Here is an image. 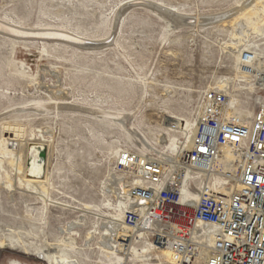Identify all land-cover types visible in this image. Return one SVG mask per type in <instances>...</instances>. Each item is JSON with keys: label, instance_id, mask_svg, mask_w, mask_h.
I'll return each instance as SVG.
<instances>
[{"label": "rangeland", "instance_id": "1", "mask_svg": "<svg viewBox=\"0 0 264 264\" xmlns=\"http://www.w3.org/2000/svg\"><path fill=\"white\" fill-rule=\"evenodd\" d=\"M250 1L0 0V25L21 32L0 31V264H47L8 247L10 239L50 251L67 236L79 248L78 262L126 259L99 244L107 201L116 202L105 189L117 172L111 158L118 149L158 158L186 147L201 93L222 81L250 120L264 93L231 81L242 51L252 50L264 65V37L241 15L232 19L239 8H254ZM47 31L67 39L32 36ZM244 32L246 44L232 47ZM87 109L129 114L135 131ZM169 117L190 124L188 135L165 128ZM41 130L42 144L35 140ZM33 147L40 179L23 170ZM78 220L66 235L63 228Z\"/></svg>", "mask_w": 264, "mask_h": 264}, {"label": "built area", "instance_id": "2", "mask_svg": "<svg viewBox=\"0 0 264 264\" xmlns=\"http://www.w3.org/2000/svg\"><path fill=\"white\" fill-rule=\"evenodd\" d=\"M236 74L231 81L244 92L264 93V68L252 50L240 53ZM256 102L248 121L230 96L218 88L203 91L190 147L171 166L120 151L115 169L127 177L124 223L133 233L121 242L126 248L148 242L152 248L145 263L134 264H264V96ZM224 148L235 175L226 173L212 185L208 176L219 168ZM231 180L237 187L223 193Z\"/></svg>", "mask_w": 264, "mask_h": 264}, {"label": "bare ground", "instance_id": "3", "mask_svg": "<svg viewBox=\"0 0 264 264\" xmlns=\"http://www.w3.org/2000/svg\"><path fill=\"white\" fill-rule=\"evenodd\" d=\"M250 2L252 4H254V8H252V7L251 8H248V7L245 8L243 6V7L239 8L238 10H236V12L232 15V17H233L232 19L236 20L235 17L236 16L238 17L241 15L238 20L242 23L244 22L249 31H251L252 33L256 34L259 37H264V0H251ZM259 11L262 14V17H260V18L257 17ZM190 18H192V17H190ZM204 18H206V17H204ZM186 20H188V19H186ZM199 22H201V21H199ZM178 23L180 24V20L178 21ZM201 25H203V24H201ZM15 30H16V28H15ZM0 31L10 33V34L21 33V32H17V31L8 29L2 25H0ZM43 31H41V32H43ZM44 32H46V31H44ZM56 32H57V30H56ZM247 33L248 32H244L243 37H241L240 35L239 36L234 35L233 41H232L233 42L232 47L240 50L247 42L246 41L248 39ZM19 35H21V34H19ZM64 35L62 36L60 34L50 33L47 31V33H42V34L38 33V34H35L32 36L42 37V38H46V39H54V40L60 39V38L67 39V37H65L66 35L65 36ZM72 38H73V36H72ZM74 41L77 42L78 40H74ZM64 43H65V41H64ZM72 45H74V44H72ZM88 48H90V47H88ZM247 48H248V46H247ZM245 51H247V50H245ZM242 52H244V51H242ZM259 62L260 61L258 60L259 66L261 68H264V65L260 64ZM219 84H220L219 91L226 94L227 96H230V103L235 104L237 102V100L233 99L231 94L225 93V92H227V88L229 85L228 81H222ZM242 87H244V86H242ZM32 105L36 106V107L41 106L39 103H33ZM84 109H86V108H84ZM87 110L89 111V113L91 115H94L95 116L94 118H96V119H102V120L104 119L107 121L119 123L122 126H124L125 128H127L129 131H133V132L135 131L131 125L129 114L122 113V112H116V111H97L94 109L93 110L87 109ZM251 117H252V114L250 115V119H251ZM168 119L170 121L166 122L165 128H167L169 131L176 130V131L182 132L183 134H185V136L188 135V132H189L191 126L184 119H176V118H172V117H169ZM194 126H195V119H194L193 128L191 130V136L194 132ZM39 133H40L39 136L38 137L36 136L37 138H35V140L40 144L45 143V142H43V140H44V138H46V135H44V134L42 135V130ZM45 133L48 134V132H45ZM191 136H190L189 142L186 145V147L181 146L180 151H179V145L180 144H178L177 147L174 148L173 150H170V152L169 151L168 152L163 151V153H157V157L163 162V164L165 163L164 166H166V164L168 166H171L174 162L178 161L181 153H183L189 149ZM179 143H181V142H179ZM126 150H128V149H126ZM120 151H122V150L118 149V151H116V153H114L113 157L111 158L114 161V164H117L118 154L120 153ZM177 151H179V152H177ZM141 153H143V152H141ZM164 153H168L169 157H171V158L169 159L168 157H163ZM223 153H224V157H222L218 163L219 168L208 176L210 184H212V185H215L216 182L223 180L224 174H226V173L230 174V177H234V175H235V165H233V158L229 152V149L224 148ZM37 154H38V148L33 147L30 151V163H29V165H27L26 169L24 167L23 170L28 174V175L26 174L28 177L40 179L42 174H43V165L38 163ZM47 164H49L48 159H47ZM133 180L136 181L137 183L139 181V179H137V178H134ZM126 182H127V177L122 173L116 172V173L110 174L108 176L105 189L107 190V192L112 193V195H110V196H112L113 198L116 197V202L113 203L110 200L107 201V205L109 208L108 211H109L110 215L100 225V229L103 233H102V237L99 240V244L101 245V248H103L106 251H111L112 249H114L117 253H122L126 259L124 261H121L120 264H134L135 262L145 263L144 260L150 256V253L152 250L150 243L147 242V243H142V244H133V245L126 248V247H124V245L121 242L122 238L133 236L132 235L133 233L131 232V230L129 228H127V226L124 223V214L130 208L129 186L126 184ZM236 187H237L236 182L231 180L229 185H228V189L223 191V193L227 194L229 191L235 189ZM197 197H198V194L195 193L194 194V200L195 201L198 199ZM80 221L81 220L74 221L68 227L63 228V232L66 235H70V229L81 226L79 223ZM135 234L137 236H141L139 231H137ZM90 236H89V238H90ZM89 241H90V239H87L86 244H88ZM14 243H15V245H13ZM9 244L10 245H8V247L9 246L10 247L16 246L18 249H20V251H23L24 253L31 254V255H36L39 260H41L47 264H79V263L84 264L83 262H80V261L78 262V260L75 258L74 254L77 252V250L79 248L77 247L74 239L70 238L69 236H67L65 239L64 238L62 240L60 239L56 248H52V249H50V251H46V250L44 251L40 247H37L32 243H27L25 241H22L21 239L20 240L18 239L16 241H12V239H10ZM2 245H3V242L2 243L0 242V248L2 247ZM67 250L72 251L71 253L72 254L74 253V254L72 255L70 253V251H67ZM160 254L163 257H165L166 259H168V257H169L168 252H166V251H162Z\"/></svg>", "mask_w": 264, "mask_h": 264}, {"label": "water", "instance_id": "4", "mask_svg": "<svg viewBox=\"0 0 264 264\" xmlns=\"http://www.w3.org/2000/svg\"><path fill=\"white\" fill-rule=\"evenodd\" d=\"M37 161H38L39 164H42V161H40V160H37Z\"/></svg>", "mask_w": 264, "mask_h": 264}]
</instances>
